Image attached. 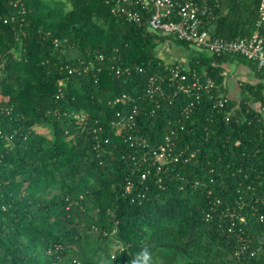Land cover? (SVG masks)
I'll return each instance as SVG.
<instances>
[{
    "label": "trees",
    "instance_id": "1",
    "mask_svg": "<svg viewBox=\"0 0 264 264\" xmlns=\"http://www.w3.org/2000/svg\"><path fill=\"white\" fill-rule=\"evenodd\" d=\"M261 1L210 0L213 38H250ZM165 41L105 0H0V264H131L145 247L154 264H264V67L174 40L215 84L183 119L193 97H145L168 68ZM231 61L258 80L239 100L226 94ZM118 113H135L131 140ZM172 130L181 162L144 163Z\"/></svg>",
    "mask_w": 264,
    "mask_h": 264
},
{
    "label": "built area",
    "instance_id": "2",
    "mask_svg": "<svg viewBox=\"0 0 264 264\" xmlns=\"http://www.w3.org/2000/svg\"><path fill=\"white\" fill-rule=\"evenodd\" d=\"M112 4V14L125 19L127 22L144 26L150 34L156 39L165 38L166 41L161 45L158 56L164 61V74L153 75L148 79L145 97L150 101L160 105V102H172L173 98L178 94L184 93L193 97L184 108L181 117L188 119L196 106V100L200 99L199 92H210L215 88L212 81L203 83L192 71L189 66L183 64L181 60H167L160 54L167 42L178 40L187 43L194 51L205 53L211 57L221 56L225 54L241 56L249 61L256 62L258 68L264 67V33L262 25L264 23V0L261 1L259 7V19L256 29L252 36L248 39L238 38L235 40H227L224 38H213V11L209 6L210 0H105ZM218 6V4H216ZM8 20L5 21L7 23ZM174 39V40H173ZM167 47V46H166ZM69 52V51H68ZM77 57L71 58L75 59ZM103 60V56L98 57ZM86 70L92 67V64L83 62ZM111 70L120 75H130L131 67L124 68L111 67ZM142 71V70H140ZM167 89H166V88ZM196 96L194 97V95ZM134 101L130 96L123 95L115 100L116 104H126ZM227 102L226 99L219 101L220 105ZM135 115V113H134ZM134 115L124 117L118 113V121L114 123L117 133L128 134V140H131V131H134L136 122ZM181 129H184L181 127ZM141 138L136 144H143ZM177 134L172 130L170 134L165 136L164 143L158 150L153 152L152 157H144V163L152 164L158 170L162 167L180 163L183 157L181 152H177ZM194 154L192 155V157ZM189 158H185L183 162H188ZM147 174L143 175L145 179ZM208 219L210 215L207 216ZM261 221L264 216H261ZM248 249V245L240 246L234 253L235 256L240 255Z\"/></svg>",
    "mask_w": 264,
    "mask_h": 264
},
{
    "label": "crops",
    "instance_id": "3",
    "mask_svg": "<svg viewBox=\"0 0 264 264\" xmlns=\"http://www.w3.org/2000/svg\"><path fill=\"white\" fill-rule=\"evenodd\" d=\"M173 45H176L173 43ZM177 46V45H176ZM178 47V50L183 54L182 58L171 56L170 54H164L165 59L169 60H181V62L188 66V52L183 47ZM173 55V54H172ZM224 72L223 78L225 80L226 94L230 99H240L243 95V84H255L257 83V77L254 71L247 65L240 63L239 61H231L223 65Z\"/></svg>",
    "mask_w": 264,
    "mask_h": 264
},
{
    "label": "rangeland",
    "instance_id": "4",
    "mask_svg": "<svg viewBox=\"0 0 264 264\" xmlns=\"http://www.w3.org/2000/svg\"><path fill=\"white\" fill-rule=\"evenodd\" d=\"M167 46V47H166ZM166 46L162 49V51L160 52V54H170L171 56L173 57H178V58H182L183 57V54L180 52V50H178V47L176 45H173L172 42H167L166 43ZM173 54V55H172ZM66 55L69 57V58H74V57H77L79 54L77 53V51H69L66 53ZM163 58H165L164 55H162ZM41 133H44L48 139L52 140L53 139V134H52V131L51 129L49 128H46V127H39L38 129Z\"/></svg>",
    "mask_w": 264,
    "mask_h": 264
},
{
    "label": "clouds",
    "instance_id": "5",
    "mask_svg": "<svg viewBox=\"0 0 264 264\" xmlns=\"http://www.w3.org/2000/svg\"><path fill=\"white\" fill-rule=\"evenodd\" d=\"M131 264H154L152 252L148 248H142L140 252H138Z\"/></svg>",
    "mask_w": 264,
    "mask_h": 264
}]
</instances>
